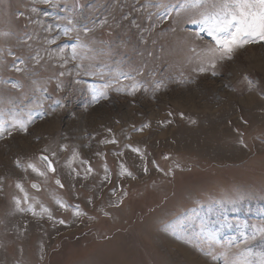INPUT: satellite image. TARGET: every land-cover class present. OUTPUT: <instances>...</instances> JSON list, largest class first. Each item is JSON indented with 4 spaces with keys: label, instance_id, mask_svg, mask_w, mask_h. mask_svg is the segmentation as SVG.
Here are the masks:
<instances>
[{
    "label": "rangeland",
    "instance_id": "1",
    "mask_svg": "<svg viewBox=\"0 0 264 264\" xmlns=\"http://www.w3.org/2000/svg\"><path fill=\"white\" fill-rule=\"evenodd\" d=\"M192 2L0 0V264H259L264 41Z\"/></svg>",
    "mask_w": 264,
    "mask_h": 264
},
{
    "label": "snow or ice",
    "instance_id": "2",
    "mask_svg": "<svg viewBox=\"0 0 264 264\" xmlns=\"http://www.w3.org/2000/svg\"><path fill=\"white\" fill-rule=\"evenodd\" d=\"M42 2L47 4L50 0H42ZM189 6L202 9L198 18H192L189 22L201 25V31H206L215 42L214 46H209V52L213 55L219 53L221 59L225 57L230 59L235 49L246 44L264 41V0H193L190 5L186 4L184 7ZM73 58H75V50ZM19 126L22 130H26L23 122ZM42 159L46 161L47 157ZM48 167L52 168L50 162ZM33 171L36 169L33 168ZM33 187L37 186L33 185ZM17 203L19 204V201ZM260 231L264 234V229ZM225 264H228L227 260ZM239 264H252V262L243 259ZM259 264H264V257L260 259Z\"/></svg>",
    "mask_w": 264,
    "mask_h": 264
},
{
    "label": "bare ground",
    "instance_id": "3",
    "mask_svg": "<svg viewBox=\"0 0 264 264\" xmlns=\"http://www.w3.org/2000/svg\"><path fill=\"white\" fill-rule=\"evenodd\" d=\"M31 128H27L26 130H22L18 132L17 134H11L12 139L10 142L11 148L8 150V156L11 158H17V157H27L28 153L30 151H33L35 147V139L36 134L31 132ZM9 140V139H8ZM10 160L7 158L0 160V167H3L4 165H9Z\"/></svg>",
    "mask_w": 264,
    "mask_h": 264
},
{
    "label": "water",
    "instance_id": "4",
    "mask_svg": "<svg viewBox=\"0 0 264 264\" xmlns=\"http://www.w3.org/2000/svg\"><path fill=\"white\" fill-rule=\"evenodd\" d=\"M40 160L43 161V162L46 164L47 169H48L49 171H52V170H53V166H52V168L50 169V168L48 167V163H49V162H48L47 160H46V161L43 160V159H42V156H40Z\"/></svg>",
    "mask_w": 264,
    "mask_h": 264
}]
</instances>
